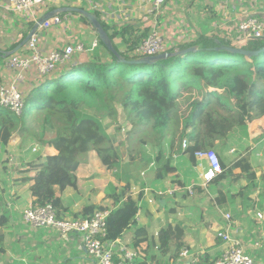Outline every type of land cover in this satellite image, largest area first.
Instances as JSON below:
<instances>
[{
  "label": "crops",
  "instance_id": "1",
  "mask_svg": "<svg viewBox=\"0 0 264 264\" xmlns=\"http://www.w3.org/2000/svg\"><path fill=\"white\" fill-rule=\"evenodd\" d=\"M68 6L87 9L97 15L117 50L130 56L133 48L154 27L163 34L169 50L202 37L228 41L223 35L225 28L251 16L264 22V0H165L156 18L147 13L149 0H44L32 13L15 12L10 0H0V87L13 82L14 71L8 69L7 61L14 54L27 52V43L16 48L35 23L50 11ZM57 15L63 19L60 24L39 27L36 31L38 48L42 53L48 54L80 42L89 47L99 39L96 49L76 52L71 62L110 59L111 51L101 44L95 28L84 15L60 12L54 16ZM40 80L34 69L26 73L20 83L25 96ZM209 90L215 89L211 87ZM194 98L185 94L180 99V108L189 105ZM113 127L108 132L115 134L116 145L125 142L121 146L125 168L118 172L108 169L97 153L91 151L76 171L77 187H67L63 191L55 187L61 199L58 212L61 216L84 217L83 211L87 207L88 214L96 209L112 210L115 204L107 195L108 185L112 183L122 190L130 184L128 196L138 200L139 211L136 224L127 228L117 242L139 253L137 264H214L226 246L217 233L228 227L227 213L232 216L231 235L241 242L255 264H264V115L235 127L224 145L219 146L216 141L212 147L225 159L229 156L226 159L228 163L236 157H247L256 174L255 179L251 182L244 174H235L236 179L229 176L219 183L214 179L207 186L203 185L201 178V172L207 165L196 167L188 153L172 162L175 170L163 179L156 177L157 171L146 177H138V170L130 172L129 166L139 168L156 158L148 160L131 156L133 150L138 156L139 142L134 141L130 146L126 134L122 130L115 131ZM131 129L128 124V131ZM18 133L14 132L5 146L0 141V264H95L79 234L62 235L25 223L24 211L36 200L30 191L34 184L32 177L38 171L33 165L44 161L36 158L37 153L44 158L56 155L58 151L49 144L23 141ZM119 134L124 136L121 141H118ZM190 143L193 144L192 141ZM181 144L177 143L176 148L182 150ZM156 167L160 170V165ZM117 173L121 175L120 179ZM125 174L126 179L123 178ZM240 185L243 189L237 190ZM189 187H193L192 193L188 191ZM169 226L172 230L163 245L160 233ZM177 227L183 230L180 237L176 236ZM138 238L142 239L139 243ZM184 249L189 250L188 256L181 255Z\"/></svg>",
  "mask_w": 264,
  "mask_h": 264
},
{
  "label": "trees",
  "instance_id": "2",
  "mask_svg": "<svg viewBox=\"0 0 264 264\" xmlns=\"http://www.w3.org/2000/svg\"><path fill=\"white\" fill-rule=\"evenodd\" d=\"M217 40L227 46L253 51L264 48L263 38L232 44L220 38L202 37L191 44L167 50L175 52L198 46L197 51L171 55L152 63L123 62L111 51L108 61L95 58L84 63L69 62L59 70V75L40 80L25 96L22 115L0 107V141L4 146L18 131L23 141L49 144L58 151L56 155L44 158L37 153L36 158L44 161L33 165L38 170L30 187L36 198L34 205L52 203L57 213L60 212L61 199L55 187L62 191L77 187L76 171L91 151L97 153L106 168L117 172L125 168L121 149L125 142L116 145L115 134L108 132L110 126L121 131L122 122L129 123L132 129L129 135L126 134L128 144L132 146L134 141L141 144L138 156L133 151L131 156L156 158L160 165L156 177L163 179L175 170L169 156L188 153V158L195 163L197 150L212 148L216 141L219 146L224 145L235 127L264 115V52L247 57L217 50L220 46ZM118 52L128 60L138 58ZM211 87L215 90H209ZM185 94L195 98L189 104V113L180 115L179 102ZM34 111L40 112L42 117L32 126L28 121ZM180 122L183 134L193 144L182 151L176 148L173 137L168 138L169 151L154 155L149 150L153 136L160 138L172 133L179 128ZM171 124L174 130L170 128ZM219 156L223 172L215 178L216 183L232 175L235 169H241L248 179H255L256 174L247 157H238L228 163ZM150 161L139 168L129 166V171L138 170L139 177V170L147 168ZM117 177L120 179L121 175L117 173ZM123 178L126 179V174ZM130 189V184L122 190L112 183L108 185L107 195L115 204L108 217L110 240L118 239L127 228L136 224L139 205L138 200L128 196ZM196 189L200 187L196 186ZM87 210L88 207L83 211L85 216L89 215ZM170 230L171 226L160 233L163 245L168 241ZM177 231L176 236L180 237L183 230L177 227ZM138 239L137 243L142 241Z\"/></svg>",
  "mask_w": 264,
  "mask_h": 264
},
{
  "label": "built area",
  "instance_id": "3",
  "mask_svg": "<svg viewBox=\"0 0 264 264\" xmlns=\"http://www.w3.org/2000/svg\"><path fill=\"white\" fill-rule=\"evenodd\" d=\"M44 0H10L11 8L18 13H32ZM165 0H149L150 8L148 14L156 18L163 7ZM63 21L59 15L47 19L40 27L49 28ZM224 37L231 42L242 43L250 39L264 37V22L258 17H248L245 20L234 22L223 31ZM39 36L35 32L27 42V52L14 54L7 61L8 69L14 71V80L9 85L0 87V107H3L16 115H22L26 106L25 94L21 90L20 83L31 69H34L40 79H46L56 75L59 70L72 61L73 55L92 51L99 45V39H95L89 47L83 42L76 45H66L55 49L48 54L42 53L38 48ZM168 48L161 31L154 27L136 47L131 51L132 55L139 57L158 55L167 52ZM188 138L182 140L181 147L186 149L190 145ZM196 167L207 168L201 172L203 185L207 186L219 174L223 172L222 163L218 152L212 148L200 149L195 152ZM188 191L193 192V187ZM110 209H96L93 213L84 217H60L52 203L44 205H30L23 214L26 224L34 228L51 229L67 235L79 234L88 255L95 264H137L139 253L121 244L116 240L108 238V217ZM259 217L261 214L259 213ZM228 227L219 230L217 236L225 243V249L214 264H255L254 258L247 253L241 242L233 237L230 232V213L225 215ZM183 256L189 255V250L184 249ZM189 264H196L191 262Z\"/></svg>",
  "mask_w": 264,
  "mask_h": 264
},
{
  "label": "water",
  "instance_id": "4",
  "mask_svg": "<svg viewBox=\"0 0 264 264\" xmlns=\"http://www.w3.org/2000/svg\"><path fill=\"white\" fill-rule=\"evenodd\" d=\"M60 12H78V13L84 15L88 19V21L93 25V27L95 28L97 34L99 35L100 40L105 44V46L108 47V49L110 51H112L114 54L118 55L123 62H127V63H152V62H155V61H158L161 59H165L171 55L187 54L189 52H194V51L198 50L197 46H190V47H187L185 49L178 50L175 52L167 51V52H163V53H160L158 55H153V56H144V57H139V58L131 59V60L125 59L124 57H121L118 50L116 49V47L112 43L110 36L108 35L107 31L103 27L101 21L98 19L97 15H95L94 13H91L87 9L78 8V7H71V6L57 8V9L50 11L49 13L45 14L44 16H42L35 23L34 27L31 29L29 34L25 37L23 42L19 44V46L16 48V50L28 42V40L31 38V36L38 30L40 25H42L47 19L51 18L52 16H54ZM263 39H264V37H263ZM217 43L220 44V46H218L216 48L217 50L223 49V50H227V51L233 52V53H240V54H243L247 57H252L256 54H260V53L264 52V48L257 50V51H253V50H248V49H244L241 47L227 46V45L221 44L220 40H217Z\"/></svg>",
  "mask_w": 264,
  "mask_h": 264
},
{
  "label": "rangeland",
  "instance_id": "5",
  "mask_svg": "<svg viewBox=\"0 0 264 264\" xmlns=\"http://www.w3.org/2000/svg\"><path fill=\"white\" fill-rule=\"evenodd\" d=\"M120 110H121V108H119ZM85 110H88V109H85ZM188 112H189V105H183L181 108H180V110H179V113H180V115L181 114H183V113H186V115L188 114ZM29 116H31L30 117V119H29V121H28V124H31L32 126L33 125H35L36 124V121L35 120H37V121H40V119H41V114H40V112H38V111H34L33 112V115H29ZM106 121H109V119L108 120H106ZM183 122V121H182ZM182 122H180V126H179V128H176L175 130H174V127H172V124H171V130H174L172 133H174V135L172 134V133H168V134H165L163 137H160V138H156V137H154L153 136V140H151L150 141V139H148L149 141H150V144H151V147L149 148V150H151L152 152H153V154L154 155H157L158 154V152L160 153L161 151H165V150H168L169 151V147L167 146L168 144H166V142H167V139L168 138H174L175 139V141H176V144L177 143H181L182 142V139L185 137V135L183 134V124H182ZM128 124L129 123H127V122H125V121H123L122 122V133L123 134H128L130 131H128ZM111 127H113V126H110L109 128H111ZM114 128V127H113ZM112 131H113V129H112ZM242 131H244V129L242 130ZM16 132H18V131H16ZM131 133V132H130ZM129 133V134H130ZM18 134H20V133H18ZM128 134V135H129ZM127 135V136H128ZM118 138L120 139V140H118V141H121V139H124V136L123 135H121V134H119L118 135ZM146 142V141H145ZM139 145H141L140 143H139ZM180 149V148H179ZM133 152H135V150H133ZM181 153V152H180ZM180 153H176V155L177 156H173V157H168V159H170L171 160V162H174L175 160H177L178 158H180V157H182L183 155L181 154L180 155ZM228 157L229 156H226V159L228 160ZM241 157H244V156H240V158ZM236 158H238V157H236ZM157 161V160H156ZM158 162V161H157ZM238 172V173H237ZM239 173H241V175L242 174H244V176L246 177V173H243L242 171H241V169H235V170H233V172H232V175H230L231 176V178H234V179H236V175L235 174H239ZM253 180H251V182H252ZM214 188V187H213ZM212 188V189H213ZM242 190L243 189V186H238V188H237V190ZM247 191H249V190H247Z\"/></svg>",
  "mask_w": 264,
  "mask_h": 264
},
{
  "label": "bare ground",
  "instance_id": "6",
  "mask_svg": "<svg viewBox=\"0 0 264 264\" xmlns=\"http://www.w3.org/2000/svg\"><path fill=\"white\" fill-rule=\"evenodd\" d=\"M156 165H158L157 161L156 160H151L147 166V168H145L142 172H141V176L142 177H146L148 176V174L151 172H155L157 171V168Z\"/></svg>",
  "mask_w": 264,
  "mask_h": 264
}]
</instances>
